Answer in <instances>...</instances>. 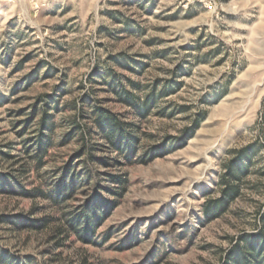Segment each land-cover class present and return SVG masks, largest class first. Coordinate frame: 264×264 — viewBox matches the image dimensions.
<instances>
[{"label":"rangeland","instance_id":"1","mask_svg":"<svg viewBox=\"0 0 264 264\" xmlns=\"http://www.w3.org/2000/svg\"><path fill=\"white\" fill-rule=\"evenodd\" d=\"M96 104L136 127L130 161L98 154L113 159L99 170L126 178L127 191L93 244L61 242L54 226L29 223L65 221L88 184L61 206L31 193L49 191L69 165L84 177L78 113L91 117ZM46 110L54 128L39 168L31 157ZM244 150L240 197L206 220ZM0 176L1 254L221 264L240 236L264 227V0H0Z\"/></svg>","mask_w":264,"mask_h":264},{"label":"trees","instance_id":"2","mask_svg":"<svg viewBox=\"0 0 264 264\" xmlns=\"http://www.w3.org/2000/svg\"><path fill=\"white\" fill-rule=\"evenodd\" d=\"M46 108H49V105ZM78 114L81 121L78 128L84 141V149L78 155L85 158L83 161L85 164L83 168L84 177L76 175L69 165L58 183L49 188V191H41L38 188L31 194H39L44 199H49L54 206H61L74 196L80 184L86 182L89 187V197L81 207L66 216L65 221H62V218L43 217L30 222L29 226L32 228L54 226L52 229L57 234V238L61 239V242L75 236L83 244H93L98 229L117 206L128 186V180L123 176L103 173L99 170L98 167L100 166H112L113 159L98 154L104 153L106 150L110 153H119L126 161H130L136 149L138 137L134 133L136 127L133 123H129L117 113L102 108L98 104L94 107L93 116L87 115L84 106L79 108ZM49 117L46 110L37 138V147L31 157L39 168L45 164V158L51 146L50 132L54 127ZM196 126H198V122L195 123ZM96 141L98 143H95ZM100 142H103L104 145L101 147L103 149L99 151L97 148L100 147ZM246 160L250 161V157L248 151L244 150L241 151L237 159L230 163L224 178L221 197L207 202L204 207L203 213L206 220L223 216L228 211L229 205L240 197L241 188L238 182L241 181L240 175L248 169ZM6 182L7 177L0 176V186ZM107 182L112 185L107 187L104 185ZM262 221H264V213L262 214ZM0 264H34V261L22 262L12 258L9 254L0 253ZM221 264H264V227L256 233L240 236L227 252Z\"/></svg>","mask_w":264,"mask_h":264}]
</instances>
